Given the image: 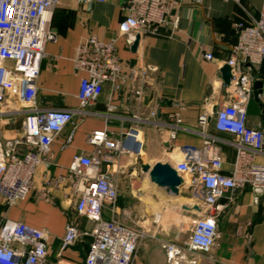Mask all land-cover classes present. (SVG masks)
<instances>
[{
    "label": "crops",
    "instance_id": "obj_1",
    "mask_svg": "<svg viewBox=\"0 0 264 264\" xmlns=\"http://www.w3.org/2000/svg\"><path fill=\"white\" fill-rule=\"evenodd\" d=\"M125 1L60 0L51 15L49 26L54 40L45 45L46 56L39 65L34 107L39 111L76 112L72 122L50 144L49 154L35 171L27 198L8 206L0 197V226L10 221L42 230L47 246V264H86L93 223L76 213L77 196L69 186L67 172L73 156H92L95 152L96 146L89 143L94 131L106 130L111 140H118L124 132L135 129L141 142L139 152L122 154L114 163L101 167V171L110 175L117 186V217L114 215V219L120 220L126 215L129 223L135 226L144 225L138 219L146 214L160 215L159 224L173 225V222L169 223L172 220L170 213H176L178 206L175 200L151 185L146 175L141 174V164L160 162L175 165L183 160L185 148L197 156L203 149L205 135L215 139L212 151L222 158L223 174L230 173L235 160L234 137L217 132L213 126V113L218 107L241 99L237 89L224 84L220 69L227 65L230 50L237 42L234 24L258 18L264 11V0H240L239 3L176 0L175 28H161L157 35L141 36L135 52H131L123 37L116 42L124 65L144 68L145 77H137L134 82L116 80L105 83L93 104L80 109L77 93L83 74L73 68L75 48L90 35L102 40L117 37L122 18L120 8ZM205 54H211L212 59L206 60ZM240 69L253 79L246 107V124L250 128H264V89L257 97L253 95L254 81L264 84V62L258 66L243 64ZM178 103L184 105L180 110L181 129L170 140L173 122L170 115L176 111L175 104ZM157 110L159 119L155 114ZM0 111L5 113L0 116V142L4 144L5 140L20 133L30 109L21 101L6 96L0 104ZM204 112L209 115L205 135L197 123L198 116ZM160 129L165 130L169 147L162 144ZM254 162L264 165V149ZM127 183L129 190L124 197L123 189ZM140 190L145 193L143 197L137 193ZM181 191L179 203L197 205L200 210L189 214L200 217L203 190L184 185ZM136 198L150 202L139 203L136 208L128 204L129 199ZM125 199L127 202L123 203ZM164 201L172 204L168 210H163ZM217 205L221 211L214 247L210 253L187 257H194L197 264H264V202L253 204L250 189L244 187L219 198ZM130 212H134L132 217ZM102 218H112L108 209H104ZM68 225L75 226L79 236L73 244L62 248V237ZM167 241L174 242L175 239L162 232L153 233L150 240L139 246L131 264H167L162 245ZM12 245L19 248L18 243Z\"/></svg>",
    "mask_w": 264,
    "mask_h": 264
},
{
    "label": "built area",
    "instance_id": "obj_2",
    "mask_svg": "<svg viewBox=\"0 0 264 264\" xmlns=\"http://www.w3.org/2000/svg\"><path fill=\"white\" fill-rule=\"evenodd\" d=\"M60 0H0V104L6 96L21 101L30 112L24 117L22 130L11 139L0 142V197L8 206L27 198L33 185L37 167L49 154V146L64 127L72 122L76 111H39L35 105L37 88L35 80L41 60L46 56L45 45L54 40L50 30L53 9ZM88 2L105 0H87ZM239 3L240 0H224ZM176 0H126L120 8L122 18L118 35L102 40L90 35L76 46L72 58L73 68L83 74L79 82L77 99L79 108L93 104L105 83L134 82L144 78V68L124 65L119 57L116 42L123 37L131 46L135 35L154 36L161 28H175L177 24ZM237 42L230 50L227 65L231 68V86L241 99L231 105L220 106L213 113V126L217 132L234 137L236 156L228 175L222 173L223 161L212 151L215 139L204 134L209 120L208 113L198 116L201 133L206 136L199 155L189 148L183 149L184 158L175 164L184 185L203 190V210L196 218L188 239L183 246L173 243L163 245L167 264H197L196 253H210L218 235L219 198L248 187L252 203L264 202V165L254 162L264 149V128H250L246 124V107L250 98L253 79L243 73L240 66H258L264 62V11L249 22L234 24ZM211 60V54H205ZM125 71L126 74H123ZM25 85V89L22 90ZM182 103L175 104L176 111L169 139H174L181 129ZM5 113H1L0 116ZM154 117V112L151 113ZM89 143L96 146L92 156H73L67 180L77 196L75 211L93 223L91 243L86 264H131L145 232L114 219L117 186L114 179L101 171L126 153L139 152L141 142L135 129L124 132L120 139L111 140L106 130L94 131ZM108 209L112 218L104 220L102 213ZM199 213V214H200ZM160 215L153 216L159 224ZM79 233L68 225L62 237V248L73 244ZM19 248H14L13 243ZM47 246L42 230L24 223L5 221L0 226V264H47Z\"/></svg>",
    "mask_w": 264,
    "mask_h": 264
},
{
    "label": "water",
    "instance_id": "obj_3",
    "mask_svg": "<svg viewBox=\"0 0 264 264\" xmlns=\"http://www.w3.org/2000/svg\"><path fill=\"white\" fill-rule=\"evenodd\" d=\"M140 40V36L137 34L135 35L134 41L130 46L131 52H135L138 43ZM220 73L222 76V80L225 85H230L231 83V68L228 65H224L220 69ZM264 89V84L261 81H254L253 83V95L254 97H257L258 94L262 93L261 89ZM25 89V85L23 86L22 90ZM158 119L160 118V113L157 110L155 112ZM164 129L159 130V136L161 139L162 144L165 147H169L170 141L165 138L164 136ZM140 171L141 174L146 175L149 183L159 190H161L166 196H168L170 199H173L177 202V205L179 208L185 212H191V211H199V207L197 205L187 206L180 204L178 199L182 195L181 189L184 187L183 180L181 178V175L176 171L175 166L170 163H154L153 165H150L148 163H143L140 165Z\"/></svg>",
    "mask_w": 264,
    "mask_h": 264
},
{
    "label": "rangeland",
    "instance_id": "obj_4",
    "mask_svg": "<svg viewBox=\"0 0 264 264\" xmlns=\"http://www.w3.org/2000/svg\"><path fill=\"white\" fill-rule=\"evenodd\" d=\"M138 170H139V167H138ZM128 187H129V183L125 184L124 189H123L124 190V194H122V195H124V197H125V192L127 190H129ZM137 193L142 194L141 197H143L145 195V193H143V191H141V190L139 192H137ZM140 199H138V198H136L134 200L129 199L128 204L131 205V206H134L136 208L139 205V203L143 202V203H147L148 204L150 202V201H145L144 202L143 200H140ZM122 202L124 203V202H127V201L125 199V200H122ZM170 206H172L171 203H168V202L164 201V205H163L164 209L163 210H168ZM176 211L177 212L174 213V214L170 213V216H171L170 218L172 220L169 223L173 222V225H169V226L166 225L164 222H161L160 224L153 223L152 214H146L141 219H138V221H141V223L142 222L144 223V225H141V226H135L134 223L130 224L129 223V216H126V215H124L125 218L124 217H120V220H117V221H119L120 223H123V224H125V225H127L129 227H132V228H140V229H142L145 232L146 235L142 239V241L140 242V245L142 244L143 241L150 240L151 239V235L158 231L159 234L162 232V234L165 233V235L168 236V238L175 239L174 242L167 241V242H164L162 245L167 244V243H170V244L173 243L177 247H181V246H183V244L185 243V241L187 240V238L191 234V231H192V228H193V223H194V220L196 219V217L193 216V215H190L188 212H185V211L181 210L179 208V206H177V210ZM133 213L134 212H130L129 213L131 217L133 216ZM109 215H110V213H109ZM114 215L116 216L117 213L114 214ZM133 219H134V217H133ZM172 226H173V229H172ZM162 227H164V228H162ZM164 255L167 257L166 250L164 251Z\"/></svg>",
    "mask_w": 264,
    "mask_h": 264
}]
</instances>
